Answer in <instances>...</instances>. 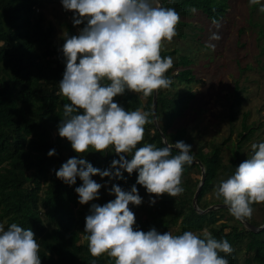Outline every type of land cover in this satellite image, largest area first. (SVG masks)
<instances>
[{"label": "clouds", "instance_id": "9594fccd", "mask_svg": "<svg viewBox=\"0 0 264 264\" xmlns=\"http://www.w3.org/2000/svg\"><path fill=\"white\" fill-rule=\"evenodd\" d=\"M61 3L65 10L73 11V23L83 27L77 34H63L65 70L58 94L67 97L68 102L63 104L58 134L78 154L109 150L118 158L101 169L85 155L71 156L55 174L69 186L75 185L79 177L82 183L75 192L79 202L87 204L99 198L100 189L109 182L123 179L124 172L138 173L130 189L112 183L107 191L114 199L91 203L84 231L91 255L106 253L114 258V264H229L226 254L233 247L227 238H217L207 228L202 235L191 229L161 232L155 226L145 231L134 227L136 216L129 207L143 202L137 185L156 194L150 196L151 205L161 194L180 195L185 190V166L194 160L192 145L184 140L164 146L144 141L145 126L153 122V114L141 108L125 109L113 99L126 90L150 96L172 86L173 78L168 73L174 58L163 56L161 51L164 42L177 35L180 13L160 0ZM220 38L218 32H213L210 41ZM207 46L215 48L212 43ZM55 154V148L48 152L49 156ZM95 175L109 179L102 185L93 179ZM213 192L236 220L243 222L252 217L254 204L264 203V140L251 144L247 159L219 179ZM40 248V240L31 227L18 222L6 227L0 221V264H42ZM92 264L97 261L94 259Z\"/></svg>", "mask_w": 264, "mask_h": 264}, {"label": "trees", "instance_id": "16d2710c", "mask_svg": "<svg viewBox=\"0 0 264 264\" xmlns=\"http://www.w3.org/2000/svg\"><path fill=\"white\" fill-rule=\"evenodd\" d=\"M44 1L56 0H0V221L5 219L6 227L11 222H18L32 228L41 243L42 264H92L94 259L97 264H114V258L106 253L99 257L91 255L84 233L85 216L91 203L103 204L115 198L107 191L112 183L130 189L136 183L138 173L124 172L123 179L109 182L101 188L99 198L87 204H81L75 192V187L82 183L79 177L76 184L71 186L57 178L55 170L71 156L85 155L93 166L101 169L109 167L113 158L118 156L109 150L104 153L92 150L78 154L72 149L71 143L58 134V124L63 118V104L68 102L67 97L58 94V84L65 70L62 52L64 40L59 48L55 47L51 41L53 27L45 22L41 14H35V7H40ZM160 2L164 6L174 7L181 17L191 15L195 8L211 23L220 21L229 7V0ZM184 24L180 21L177 30ZM79 26L83 27V24ZM66 27L68 34L72 35L71 25L66 24ZM180 37L185 35L180 34ZM176 53L161 52L163 56ZM190 64L186 56L179 55L175 64L176 74L173 75L169 69L173 84L168 89L157 90V128L153 122L147 124L144 141L164 146L163 135L168 144L177 140L191 144L188 132L184 128L174 127L195 98L191 88L180 89L178 85L199 83V79L189 69ZM152 98L153 94L144 96L142 92L126 90L113 99L125 109L141 108L152 113ZM239 102L240 96L236 94L230 106L231 122L235 121L234 106ZM253 132L252 126L243 122L240 140L232 149L228 166L222 162L220 147L212 143L207 153L202 150L194 153V159L205 170V181L196 202L200 210L209 207L203 198L218 175L231 174L235 166L247 159L251 151L244 154L241 151L242 143ZM52 148L56 149V154L49 156L48 152ZM194 170L200 171L198 164L185 166L182 175L185 190L180 195L172 197L167 193L161 194L156 198V203L150 204L145 210L143 203L139 206L130 204L136 216L134 227L139 226L147 231L155 226L164 232L178 226L179 233L191 229L201 235V231L207 228L217 238L230 241L233 251L226 254L229 264H239L240 250L238 248L236 252L234 247L243 243L248 256L241 264H264V227L256 231L243 227L239 229L228 223L218 226L214 224V219H210L213 212L198 213L193 208L192 199L199 183L195 181L191 184L189 181V175ZM94 177L103 182L109 179L99 175ZM137 187L142 197L156 196L148 193L142 185ZM217 203L224 204L222 199ZM220 210L226 211L234 219L228 209ZM246 221L255 225L249 218ZM226 229L228 232L225 233ZM83 239L85 241L81 242Z\"/></svg>", "mask_w": 264, "mask_h": 264}, {"label": "rangeland", "instance_id": "374dc122", "mask_svg": "<svg viewBox=\"0 0 264 264\" xmlns=\"http://www.w3.org/2000/svg\"><path fill=\"white\" fill-rule=\"evenodd\" d=\"M228 6L226 15L218 23H211L198 11L181 17L185 24L177 30V35L171 41L164 42L161 51H177L176 54H171L174 58L171 68L173 75L176 74L178 56L183 55L190 60L189 69L199 79L197 84L178 85L180 89L191 88L195 92V98L184 117L178 119L174 127L184 128L188 132L194 153L198 150L207 153L211 143L219 146L225 166L229 165L232 149L240 140L243 122L251 125L254 130L250 138L242 143L241 151L244 154H249L254 141L264 140V0H255V3H250V0H229ZM35 14H41L45 22L53 27L51 41L57 48L64 40L63 34L68 33L66 24L71 25L72 34H77L81 28L73 23V11L65 10L61 0L42 2L40 7H35ZM213 32H218L221 38L210 41ZM180 34L185 37H180ZM209 43L215 44V48L208 47ZM236 94L240 96V102L234 106L235 121L231 122L230 106ZM200 175V171H192L189 175L191 184L199 181ZM226 176L225 173L219 174L203 198L213 208L206 213L213 212L210 219H214L215 225L228 223L239 229H247L243 222L232 219L226 211L220 210H227V207H216L225 204L217 203L220 199L215 197L213 186ZM93 179L105 184L97 177ZM142 203L144 210L150 206V195L143 197ZM254 208L249 220L258 231L264 227V203H256ZM41 215L43 217V210ZM1 221L6 224L5 219ZM170 231L179 233V228L176 226ZM195 232L199 234L198 231ZM84 241L83 239L81 242ZM238 248L241 264L248 255L244 250V243L234 247L236 252Z\"/></svg>", "mask_w": 264, "mask_h": 264}, {"label": "water", "instance_id": "95a60500", "mask_svg": "<svg viewBox=\"0 0 264 264\" xmlns=\"http://www.w3.org/2000/svg\"><path fill=\"white\" fill-rule=\"evenodd\" d=\"M156 109H157V91H154L153 93V98H152V114H153V123L154 125L156 126L157 128V124H156ZM162 140L164 143H166V140L165 138L163 137L162 135ZM192 163H195V164H198L199 165V168H200V172H201V175H200V180H199V183L197 185V188H196V191H195V194L193 196V199H192V206L193 208L198 212V213H204V212H207V211H210L212 210L213 208L209 207L208 209L206 210H200L197 206V198H198V194L200 192V189L202 187V185L204 184V181H205V170H204V167L203 165L197 160V159H194ZM217 208L219 207H227L226 205H220V206H216ZM244 225L246 226L247 229H250V230H255V227L252 226L250 223H248L246 220L243 221Z\"/></svg>", "mask_w": 264, "mask_h": 264}]
</instances>
